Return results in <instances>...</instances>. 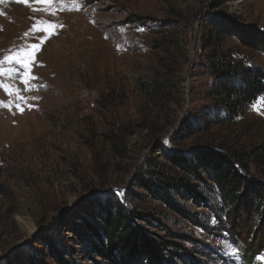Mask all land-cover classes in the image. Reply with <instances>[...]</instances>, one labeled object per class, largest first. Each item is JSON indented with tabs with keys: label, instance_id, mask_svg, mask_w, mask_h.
<instances>
[{
	"label": "rangeland",
	"instance_id": "rangeland-1",
	"mask_svg": "<svg viewBox=\"0 0 264 264\" xmlns=\"http://www.w3.org/2000/svg\"><path fill=\"white\" fill-rule=\"evenodd\" d=\"M41 21L62 25L42 44ZM34 44L27 89L25 69L0 65V264H54L51 240L94 264L110 201L143 216L134 229L156 254L113 264H264V197L234 216L205 174L172 161L252 152L239 172L264 182V94L235 116L211 64L224 55L264 72V0H0V60ZM158 173L199 193L174 197L178 211L148 188Z\"/></svg>",
	"mask_w": 264,
	"mask_h": 264
},
{
	"label": "trees",
	"instance_id": "trees-1",
	"mask_svg": "<svg viewBox=\"0 0 264 264\" xmlns=\"http://www.w3.org/2000/svg\"><path fill=\"white\" fill-rule=\"evenodd\" d=\"M211 64L214 68V75L218 77L214 93L221 97L223 104L235 116L264 94L263 71L245 68L243 64L224 55L217 58L214 55ZM222 149L226 150L225 154L211 150L197 151L198 153L190 159L177 156L172 161L196 179H202L201 175L205 174L218 188L222 199L231 206L232 215L237 216L238 206L248 215L250 208L264 197V182L256 184L246 179L239 169L248 170L256 158L252 152H241L224 147ZM157 176L156 185L151 180L147 186L156 195L155 197L167 203L171 204L176 196L186 199L187 195L199 193L196 186L184 178H177L166 173H158ZM101 205L102 207L97 212L101 221V230L92 232L96 240L100 242V244L91 246V261L94 264H113L115 258L124 263L139 261L143 257L156 258L153 250L155 244L150 236L134 229L136 220H140L143 216L129 210L119 201H110V204ZM172 206L181 211L175 203ZM144 219L151 223V220L145 217ZM47 245L54 264H79L75 260L67 259L54 241H48ZM256 246L257 244L251 241L249 251H255L253 257L259 255V252L255 250ZM29 264L46 263L32 259Z\"/></svg>",
	"mask_w": 264,
	"mask_h": 264
},
{
	"label": "snow or ice",
	"instance_id": "snow-or-ice-1",
	"mask_svg": "<svg viewBox=\"0 0 264 264\" xmlns=\"http://www.w3.org/2000/svg\"><path fill=\"white\" fill-rule=\"evenodd\" d=\"M24 3H28V0H23ZM49 2H52V0H49ZM40 26L37 28V26L34 25V30L36 31H44L45 33H48L47 36L41 39V44L43 43L44 39H47L50 37V35L56 34V28L62 27V25H56V24H50L48 21H41L39 22ZM51 29V31H49ZM40 49V44H34L28 46L27 49H21L20 53H18L15 57L8 56L5 57L4 60H0V65H2L6 61H12L18 65L21 66V68L25 69L24 72L20 73L21 77H28V79H22V82L25 84V87L27 89V86L29 84L30 79H36V77H32L30 75V68L29 65L34 62V55L36 51H39ZM7 90V89H6ZM21 90L17 88L15 90V95L18 100L25 101L26 102V97L22 96ZM35 99V97H33ZM0 103H3L0 101ZM262 105H264V101H262ZM21 111L23 110L19 104L16 105Z\"/></svg>",
	"mask_w": 264,
	"mask_h": 264
}]
</instances>
